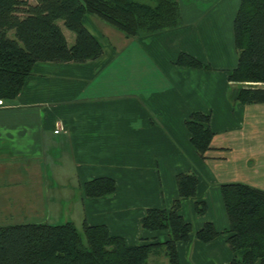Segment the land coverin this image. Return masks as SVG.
<instances>
[{"label":"crops","instance_id":"1","mask_svg":"<svg viewBox=\"0 0 264 264\" xmlns=\"http://www.w3.org/2000/svg\"><path fill=\"white\" fill-rule=\"evenodd\" d=\"M177 1L179 28L130 42L100 24L112 36L108 42L96 26L99 18L85 17L102 55L82 64L36 63L18 97L0 106V170L23 158H44L40 151L62 144L71 151L84 226H105L130 246L166 238V232L142 230L140 220L148 209L171 207L179 174L198 179L196 197L179 208L194 232L205 223L219 233L227 229L221 185L264 191V104H235L230 97L236 85L228 78L237 66L233 22L241 0ZM63 33L71 45L74 38ZM180 54L204 68L177 65ZM194 113L210 116L213 138L204 159L185 126ZM17 166L0 172V194L17 188L9 186L17 177L27 189L20 201L10 195L11 204L27 211L33 203L29 183L37 180ZM100 178L115 182L114 194L87 198L82 184ZM197 202L206 207L203 215ZM177 253L180 264H228L232 258L224 235L204 244L192 234L177 244Z\"/></svg>","mask_w":264,"mask_h":264},{"label":"trees","instance_id":"2","mask_svg":"<svg viewBox=\"0 0 264 264\" xmlns=\"http://www.w3.org/2000/svg\"><path fill=\"white\" fill-rule=\"evenodd\" d=\"M95 16L126 39H143L181 25L177 0H0V101L15 100L39 62L82 64L102 55L100 43L85 28V17ZM63 30L74 35L71 45ZM237 66L229 82L232 102L264 104V0H241L233 22ZM176 64L201 69L196 59L180 54ZM206 67V66H205ZM210 116L190 115L185 123L190 143L204 159L213 133ZM178 198L170 208L148 209L140 227L166 232L156 243L130 246L105 226H84L83 236L71 222L0 226V264H180L177 244L192 234L207 244L224 235L232 258L228 264H264V191L242 183L220 186L228 227L217 232L211 223L193 231L179 213L182 200L196 197L198 179L179 174ZM115 182L100 178L84 183L87 198H109ZM196 203L198 214L205 212ZM161 257L151 262L152 258ZM152 257V258H151Z\"/></svg>","mask_w":264,"mask_h":264},{"label":"rangeland","instance_id":"3","mask_svg":"<svg viewBox=\"0 0 264 264\" xmlns=\"http://www.w3.org/2000/svg\"><path fill=\"white\" fill-rule=\"evenodd\" d=\"M100 24L103 25L105 29H110L111 32L121 34V32L112 28V26L98 19L96 26L108 42H111L112 36L110 33L106 32L104 28H100ZM65 31L74 38L71 32L68 30ZM131 40L132 39H127L128 42ZM153 74L154 73L149 70L147 76L149 78H154L155 76ZM40 154L42 156L44 155V158L35 160L23 158V163L18 164L15 162V165L10 167L4 166V168L0 170L2 173L6 171L7 168L12 170L16 168L17 164V167L23 164V166L28 169L32 179L37 180L29 183V191L32 194L34 206L33 203L30 204L27 211H24L22 206L14 207V205L11 204L12 200L20 201V195L24 193L27 188L24 186L22 187V183H19L17 177L14 178V183L8 181L3 182V185L10 183L9 186H12L11 184H16L18 186L13 190L5 189L4 192L0 194V226L20 224L24 219L38 223L46 222L49 225L71 222L77 233L83 236L85 212L83 203L80 200V193L77 195L78 178L73 174V166L70 164L71 151L64 149L61 144L55 148H50V150L44 149L40 151ZM3 178L4 177L0 178V180ZM23 184L26 185L27 183L24 182ZM0 186H2L1 181ZM83 186L84 183L82 184V188ZM10 195L15 197L11 200ZM25 199L28 200V197H25ZM11 210H14L13 213H11ZM160 257L161 255L155 258L151 257V262L154 263V261H157Z\"/></svg>","mask_w":264,"mask_h":264},{"label":"built area","instance_id":"4","mask_svg":"<svg viewBox=\"0 0 264 264\" xmlns=\"http://www.w3.org/2000/svg\"><path fill=\"white\" fill-rule=\"evenodd\" d=\"M2 105V101H0V106Z\"/></svg>","mask_w":264,"mask_h":264}]
</instances>
